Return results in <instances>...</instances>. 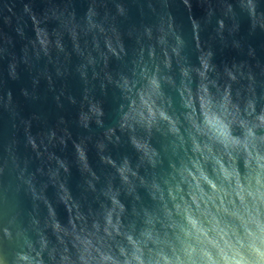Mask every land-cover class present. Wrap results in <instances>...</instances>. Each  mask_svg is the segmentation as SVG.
Returning a JSON list of instances; mask_svg holds the SVG:
<instances>
[{"label": "water", "instance_id": "95a60500", "mask_svg": "<svg viewBox=\"0 0 264 264\" xmlns=\"http://www.w3.org/2000/svg\"><path fill=\"white\" fill-rule=\"evenodd\" d=\"M222 3L193 0L191 36L192 0H0V264L120 248L237 264L264 229V27ZM49 4L68 8L67 47Z\"/></svg>", "mask_w": 264, "mask_h": 264}, {"label": "clouds", "instance_id": "9594fccd", "mask_svg": "<svg viewBox=\"0 0 264 264\" xmlns=\"http://www.w3.org/2000/svg\"><path fill=\"white\" fill-rule=\"evenodd\" d=\"M189 2L190 0H183L184 4H189ZM194 7L201 9L202 13L206 11V9L202 6H198L197 4H195L194 6L192 0V6L187 10V18L191 27V36L197 29L203 31L204 23L202 19L203 14L197 15L194 11ZM219 7L221 15L217 18L234 21L236 24V28L239 30L240 24L238 20V14L235 10L236 7H238L242 13L246 14L254 25L259 23L261 27H264V0H236L235 4L232 2V0H223V3ZM67 11V7L61 8V6L59 5L49 4L39 13L42 27L49 30V32L53 36L54 42L62 39L65 40L66 47L68 46L66 35L68 31H71V29L69 28L68 19L65 16V12ZM180 27L182 30V34L185 35L183 26L181 25ZM223 27L224 25L222 22L221 29H223ZM177 39H179V37H177ZM232 43L239 42L233 40ZM49 48L52 49L54 55L58 54L55 43L49 45ZM59 52H63V50L61 49L59 50ZM3 55L4 52L2 55H0V58H2ZM9 55L11 58L9 59L6 69L7 77L10 80H17L19 79L18 67L21 64V60L20 57L19 59H17L14 53H10ZM30 58V54L27 55L25 58V63H27V60ZM21 92L25 98H28L29 93L27 90L22 89ZM8 93H10L12 97L11 91H8ZM69 148L72 155V159H68L69 166H73L74 164L83 161L84 153L89 151V145L85 144L83 141L77 144L76 148H73L72 144L70 143ZM77 154L79 156V159H77ZM65 171H67V169H65ZM129 239H131V237H129ZM242 250L243 255L240 257L239 261H237V264H264V229L260 230L259 233L249 234L246 238L245 243L242 245ZM184 251L187 255V260L185 261H181L180 256L176 255L175 249H173L174 258L172 260H169L161 250V252L157 254L159 257L158 259H154L150 256L147 261H145L141 259L143 253L140 252L139 248L134 249L131 255H129L124 250V248H120V256H123L122 261L120 260L119 256H115V253H113L115 259H113V256H109L106 253L99 252V249H97L99 255L93 256L89 253L87 258L84 255H81L80 260L84 261V264H92L93 261L94 264H105V261L107 260H111L112 264H132L133 260H139L140 264H164V262H167V264H189V262L190 264H220L219 258L213 260L212 256L209 255L207 251H204L203 254H195V249H185ZM21 259L28 260V257L24 256L21 257ZM29 264H32V262L30 261Z\"/></svg>", "mask_w": 264, "mask_h": 264}]
</instances>
